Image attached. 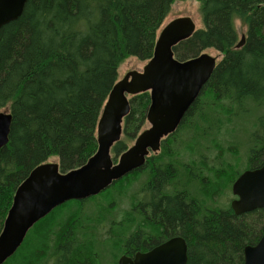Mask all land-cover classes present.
<instances>
[{"label": "trees", "instance_id": "1", "mask_svg": "<svg viewBox=\"0 0 264 264\" xmlns=\"http://www.w3.org/2000/svg\"><path fill=\"white\" fill-rule=\"evenodd\" d=\"M182 1L28 0L21 16L0 28V111L8 106L12 116L8 144L0 150V232L15 190L35 167L56 158L65 173L95 154L97 123L119 66L131 57L151 59L172 4ZM194 1L203 28L175 46L174 57L184 62L214 50L222 59L177 130L189 137L178 139L176 132L167 139L176 154L196 156L182 165L185 171L194 165L193 189L179 187L172 176L179 158L171 166L153 159L149 181L135 192L143 167L95 197L55 208L4 264H100L108 246L117 264L122 254L130 257L174 236L186 243L187 264H243V249L264 230V210L235 216L230 207L211 204L241 174L217 153L223 148L219 136L230 134L246 103H264V0ZM238 19L246 34L235 49ZM149 104L148 93L129 98L123 140L111 149L114 161L145 125ZM261 129L248 140L245 170L264 163ZM193 136L196 149L186 144ZM214 153L217 167L209 164ZM119 202L127 206L117 221Z\"/></svg>", "mask_w": 264, "mask_h": 264}, {"label": "water", "instance_id": "2", "mask_svg": "<svg viewBox=\"0 0 264 264\" xmlns=\"http://www.w3.org/2000/svg\"><path fill=\"white\" fill-rule=\"evenodd\" d=\"M27 1L0 0V28L16 21ZM195 31L189 17L171 20L160 28L153 55L142 71H130L116 81L97 123V150L84 165L63 173L58 162H46L22 181L0 232V264L15 254L33 226L55 208L68 201L95 197L140 169L150 152H158L161 140L177 130L218 63L206 53L184 62L175 59L172 49ZM244 42L242 36L235 49ZM143 93L150 98L146 113L149 127L113 162L110 152L121 139L123 120L130 111L129 98ZM11 122L9 111H0V150L8 144ZM231 193L235 199L230 209L235 216L264 210V163L242 172L233 182ZM117 264H187V246L181 237H175L148 252L122 255ZM243 264H264V230L255 245L243 249Z\"/></svg>", "mask_w": 264, "mask_h": 264}, {"label": "rangeland", "instance_id": "3", "mask_svg": "<svg viewBox=\"0 0 264 264\" xmlns=\"http://www.w3.org/2000/svg\"><path fill=\"white\" fill-rule=\"evenodd\" d=\"M199 8H200V4L194 0H186L182 2L173 3L170 8V12L166 17V19L164 20L161 28L165 26L168 22L176 18L189 17L195 23L196 30L202 29L203 26L199 14ZM234 27L237 32V37L239 42L241 37L245 36L246 34V24L243 20L238 19L234 21ZM204 53L212 57H215L217 59V62L221 61L222 59V56L214 50H207ZM145 64L146 61H140L133 57L126 59L123 63H121V65L118 68L117 80H121L125 76V74H127L130 71H142ZM246 108H247L246 113L240 114L237 118H233L234 121L228 127L229 129L232 127L230 130V134L228 135V133L226 134L225 132H223L222 135L219 136L220 137L219 140H221V144L223 148L221 151H218L217 153L220 154L223 163L226 162L227 164L229 163L235 166V168L233 169L234 173H239V172L242 173L245 171L247 166V157H248L247 155L248 146H249L248 140L250 139L251 135L255 132V129L256 132L260 134L262 132L261 128H264V123L262 124L261 121V119L264 117V103H261L260 105H256L255 103L252 102L246 103ZM1 111L8 112V106L3 108ZM146 128H148L147 122H145V125L140 130V132ZM178 131H177L178 139L183 140L187 136L189 137V133H186V131H180V132ZM134 139L128 141L127 148L132 146ZM120 140H123V136H121ZM202 143H206V140L204 139ZM186 144L191 145L193 148L196 149V145H197L196 136H193L191 139L189 138ZM187 152L190 151H186V153ZM215 154L216 153H214L212 156H214ZM158 156H159L158 158L161 159L163 158L162 153ZM111 158L112 159L114 158L112 153H111ZM48 162L51 163L57 162V159L50 158ZM141 182L142 184L145 182L144 176L141 177V180L138 181V183H135L132 186L131 193L135 192L137 189L140 188ZM233 199L235 198L232 196L231 188L224 189V191L220 194V196L214 199V203L211 205L216 206L218 208H224V209L229 208L230 203L232 202ZM126 206L127 205L125 202L122 203L119 202L118 211L113 213L117 221L121 220L122 211L125 210ZM93 208L94 205L91 204L90 206L87 207V211L93 210ZM251 219L252 218H250L249 220ZM107 230L108 228L105 227V229L103 230V234H106ZM131 232H129L128 234H130ZM111 251L112 250L110 246L103 248L100 264H115V260H114L115 257ZM120 257L121 256H119V258Z\"/></svg>", "mask_w": 264, "mask_h": 264}, {"label": "flooded vegetation", "instance_id": "4", "mask_svg": "<svg viewBox=\"0 0 264 264\" xmlns=\"http://www.w3.org/2000/svg\"><path fill=\"white\" fill-rule=\"evenodd\" d=\"M182 122V121H181ZM148 124V123H147ZM180 125H181V123H180ZM180 125H179V127H180ZM148 127H149V125H148ZM178 127V128H179ZM178 128H177V130H178ZM147 129V128H146ZM145 130V129H144ZM143 130V131H144ZM177 130L173 133V134H171V135H169L168 137H166V138H164V139H162L161 140V142H160V147H159V150H158V152H156V153H149V155L146 157V159H145V163H144V165L141 167L143 170H145V172H144V174H143V176H144V180H145V182L147 183L148 181H149V179H150V171L153 169V167H149L151 164L154 166V165H156L157 163H154V161H153V159H157L159 156L158 155H160L161 153L163 154V158H162V163H163V165L164 166H166V164L167 165H169L170 163H169V161H175L177 158H179V160L181 161V162H179V164H176V168H174L173 169V172H172V176H174L175 177V181L177 182V184L179 183V187H181L182 186V184L183 183H185V187L186 188H189V189H193V185H194V181H196V178H197V172L190 166V169L188 168L186 171L185 170H183L182 169V165H185V166H189V163H191V160H192V158H196V156L195 155H193V153L190 151V152H184V153H182V152H180V154L178 155V154H176V149H174V147L175 146H171V144L169 145V144H167V139L170 137V136H172V135H175L176 134V132H177ZM142 132V131H141ZM137 137V136H136ZM135 137V138H136ZM135 140V139H134ZM177 148V147H176ZM171 153L172 154H175L174 155V157L171 155ZM194 156V157H193ZM215 157V155L214 156H211L210 158H211V160L209 161V164H210V166L211 167H213V166H215V167H217V166H219V164H220V159L219 158H214ZM218 157V156H217ZM216 159V160H215ZM117 160V158L115 159V161ZM167 160H168V162H167ZM113 162H114V159H113ZM150 162H152V163H150ZM172 163V162H171ZM183 163V164H182ZM188 164V165H187ZM160 164H158V166H159ZM170 166H171V164H170ZM140 168V169H141ZM145 168V169H144ZM140 169H138V170H136V171H134V172H138ZM133 172V173H134ZM132 174V173H131ZM190 182V184L189 185H187L186 183L187 182ZM144 199H146V202L149 200V197H148V195L147 196H145V198ZM175 237H180V236H174V237H170V238H168V239H166L165 241H163V242H160V243H157V244H154L153 245V247H151V248H147V249H145L144 251H142V252H148V251H150L151 249H153L154 247H157V246H159V245H161L162 243H164V242H166V241H168V240H170V239H172V238H175ZM183 239V238H182ZM135 253H137V252H135ZM134 253V254H135ZM133 254V255H134ZM132 255V256H133ZM132 256H130V257H132ZM129 257V256H128Z\"/></svg>", "mask_w": 264, "mask_h": 264}]
</instances>
